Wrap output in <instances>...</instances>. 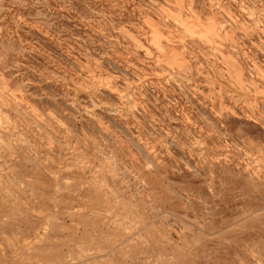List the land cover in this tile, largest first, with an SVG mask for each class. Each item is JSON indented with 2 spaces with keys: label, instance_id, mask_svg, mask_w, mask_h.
I'll list each match as a JSON object with an SVG mask.
<instances>
[{
  "label": "rangeland",
  "instance_id": "1",
  "mask_svg": "<svg viewBox=\"0 0 264 264\" xmlns=\"http://www.w3.org/2000/svg\"><path fill=\"white\" fill-rule=\"evenodd\" d=\"M0 264H264V0H0Z\"/></svg>",
  "mask_w": 264,
  "mask_h": 264
}]
</instances>
